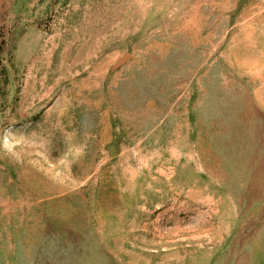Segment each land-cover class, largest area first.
<instances>
[{
  "label": "rangeland",
  "instance_id": "obj_1",
  "mask_svg": "<svg viewBox=\"0 0 264 264\" xmlns=\"http://www.w3.org/2000/svg\"><path fill=\"white\" fill-rule=\"evenodd\" d=\"M0 264H264V0H0Z\"/></svg>",
  "mask_w": 264,
  "mask_h": 264
},
{
  "label": "water",
  "instance_id": "obj_2",
  "mask_svg": "<svg viewBox=\"0 0 264 264\" xmlns=\"http://www.w3.org/2000/svg\"><path fill=\"white\" fill-rule=\"evenodd\" d=\"M129 58H130L129 55L124 56V57L120 60V62L118 63V66L121 65V64H123L124 62H126Z\"/></svg>",
  "mask_w": 264,
  "mask_h": 264
}]
</instances>
